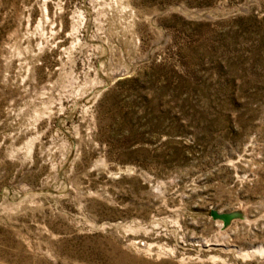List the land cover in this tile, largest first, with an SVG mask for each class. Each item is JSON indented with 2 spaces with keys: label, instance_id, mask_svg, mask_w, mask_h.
<instances>
[{
  "label": "rangeland",
  "instance_id": "1",
  "mask_svg": "<svg viewBox=\"0 0 264 264\" xmlns=\"http://www.w3.org/2000/svg\"><path fill=\"white\" fill-rule=\"evenodd\" d=\"M0 264H264V0H0Z\"/></svg>",
  "mask_w": 264,
  "mask_h": 264
},
{
  "label": "water",
  "instance_id": "2",
  "mask_svg": "<svg viewBox=\"0 0 264 264\" xmlns=\"http://www.w3.org/2000/svg\"><path fill=\"white\" fill-rule=\"evenodd\" d=\"M209 212L213 218L220 219V221H222L223 223V226L228 225L232 220H235L236 218L245 217L244 213L240 209L220 212L217 209L211 208Z\"/></svg>",
  "mask_w": 264,
  "mask_h": 264
},
{
  "label": "bare ground",
  "instance_id": "3",
  "mask_svg": "<svg viewBox=\"0 0 264 264\" xmlns=\"http://www.w3.org/2000/svg\"><path fill=\"white\" fill-rule=\"evenodd\" d=\"M47 13V12H46ZM47 21V20H46ZM41 28V27H40ZM31 36V35H30ZM37 56V55H36ZM34 63V62H33ZM36 63V62H35ZM20 68V67H19ZM33 78V77H32Z\"/></svg>",
  "mask_w": 264,
  "mask_h": 264
}]
</instances>
